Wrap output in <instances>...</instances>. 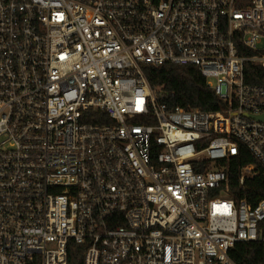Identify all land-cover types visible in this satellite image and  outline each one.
<instances>
[{"label":"built area","instance_id":"1","mask_svg":"<svg viewBox=\"0 0 264 264\" xmlns=\"http://www.w3.org/2000/svg\"><path fill=\"white\" fill-rule=\"evenodd\" d=\"M264 0H0V264H237L264 244ZM195 65L219 111L171 104L145 72ZM108 120H104V116ZM260 169H258V167ZM255 264H264V260Z\"/></svg>","mask_w":264,"mask_h":264},{"label":"trees","instance_id":"2","mask_svg":"<svg viewBox=\"0 0 264 264\" xmlns=\"http://www.w3.org/2000/svg\"><path fill=\"white\" fill-rule=\"evenodd\" d=\"M247 75L250 82L264 81V67ZM146 75L152 86L161 87L171 104H180L187 108H200L205 111H219L223 109V101L213 89L207 86L206 78L195 65L191 64H162L145 68ZM104 120H108L106 115ZM250 163H257L252 153L242 147L238 156L223 160L222 165L227 167L231 194L238 199L246 197L252 204L264 199V172L240 183L241 167ZM87 246L79 244L74 239L68 242V264H83ZM237 264H255L264 260V244L262 242H238L230 252ZM32 264H40V258Z\"/></svg>","mask_w":264,"mask_h":264},{"label":"rangeland","instance_id":"3","mask_svg":"<svg viewBox=\"0 0 264 264\" xmlns=\"http://www.w3.org/2000/svg\"><path fill=\"white\" fill-rule=\"evenodd\" d=\"M260 47H264V39H263V41H262V43H260Z\"/></svg>","mask_w":264,"mask_h":264},{"label":"water","instance_id":"4","mask_svg":"<svg viewBox=\"0 0 264 264\" xmlns=\"http://www.w3.org/2000/svg\"><path fill=\"white\" fill-rule=\"evenodd\" d=\"M258 118L264 120V115H260Z\"/></svg>","mask_w":264,"mask_h":264}]
</instances>
